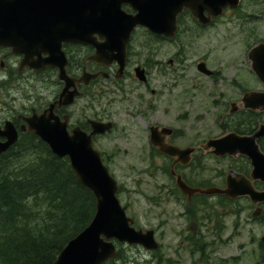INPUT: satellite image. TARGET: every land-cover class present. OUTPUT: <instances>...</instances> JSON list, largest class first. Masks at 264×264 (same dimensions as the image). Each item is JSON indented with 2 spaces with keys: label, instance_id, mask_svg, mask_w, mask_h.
<instances>
[{
  "label": "rangeland",
  "instance_id": "1",
  "mask_svg": "<svg viewBox=\"0 0 264 264\" xmlns=\"http://www.w3.org/2000/svg\"><path fill=\"white\" fill-rule=\"evenodd\" d=\"M226 12L204 27L188 12L184 13L180 34L174 42L146 37L154 42L159 58L168 61L175 57L182 64L180 67L176 63L175 71L172 67L163 73L153 71L158 79L155 87L163 89L155 102L160 118L155 113L154 117L139 115L136 93L145 98L151 95L143 89L136 92L124 89V95L111 92L100 97L91 111L92 116L95 108L99 113L104 111L116 121L115 129L98 138L96 145L106 153L105 164L121 185L118 197L127 207L128 215L135 219L137 228L156 232L161 258L151 264H264L260 243L264 214L260 219L252 218L254 208L247 199L229 203L209 197L191 206L175 200L169 202L154 196L158 184L165 183L167 176L152 173L154 167L149 166L148 125L152 121L158 119L184 127L185 137L181 140L185 143L204 141L220 135L228 124L244 116L242 112L229 114L232 101L239 100L245 91L264 89L248 59L250 48L264 41V0H242L237 9ZM135 34L147 33L140 29ZM143 50L140 42L133 44L134 54ZM132 58L137 59L135 55ZM200 61H206L215 75L201 73L197 66ZM166 81L173 85L167 92L169 96L164 97ZM181 115H185L183 119L177 118ZM200 164L203 178L199 181L221 184L222 175L235 161L209 155ZM135 247L122 249L124 256L131 257L135 264L152 260ZM196 247H202V255H195Z\"/></svg>",
  "mask_w": 264,
  "mask_h": 264
},
{
  "label": "water",
  "instance_id": "2",
  "mask_svg": "<svg viewBox=\"0 0 264 264\" xmlns=\"http://www.w3.org/2000/svg\"><path fill=\"white\" fill-rule=\"evenodd\" d=\"M240 4L241 0H0V45L25 54L30 66L58 67L60 78L66 81L59 104L70 105L79 93L71 90V79L66 74L64 43L91 45L96 50L93 60L106 65L118 62L119 71L123 72L127 46L135 28L146 27L155 34L173 38L178 29V16L184 10H188L200 24L209 25L225 10L236 9ZM123 5H129L135 13L126 12ZM99 37L104 40L99 41ZM43 53L48 55L43 57ZM248 58L253 72L264 84V41L250 48ZM198 69L207 75L213 74L205 62H200ZM96 76L88 75V78ZM138 76L145 79L143 70L138 71ZM230 105V113L241 108L264 112V90L246 91L239 101ZM52 111L53 108L41 116L29 118V131L46 142L55 155L69 158L77 180L91 190L97 200V210L90 224L67 243L53 264H104L116 257L117 241L141 245L148 250L157 249L160 244L154 229L134 226V219L127 215L126 207L118 198L120 185L104 164L102 152L94 147L93 136L111 132L113 122L92 119L91 134L79 127L69 134L67 122L55 118ZM150 130L152 144L184 165L199 148L204 154L218 157L249 158L252 165L250 176L231 168L224 187L193 188L181 175L177 177V184L190 196L249 197L256 205L252 216L263 214L264 189H256L254 181L264 183V151L258 143L264 137V123H260L252 134L229 131L198 147L186 148L166 141L174 134V129L152 125ZM18 138V131L12 127L7 143L0 145V155ZM261 241L264 245V235Z\"/></svg>",
  "mask_w": 264,
  "mask_h": 264
},
{
  "label": "flooded vegetation",
  "instance_id": "3",
  "mask_svg": "<svg viewBox=\"0 0 264 264\" xmlns=\"http://www.w3.org/2000/svg\"><path fill=\"white\" fill-rule=\"evenodd\" d=\"M123 8L125 11L131 13V8L128 5H123ZM184 13L185 12H183V14ZM182 15L178 18L177 35L180 34L181 31ZM140 29H143L145 33H147L146 36H137L135 34ZM150 33L151 32L144 27H138L133 31L127 46V59L123 72L119 71L120 65L118 62L106 65L93 60L92 57L95 54V48L91 45L71 42L64 43L63 50L65 51L67 58L65 65L66 74L71 79V90L79 93L78 97L75 98L74 102L70 105L59 104L61 93L66 86V81L60 78V69L58 67L50 65L44 67L30 66L25 54L15 53L12 47L0 45V145L7 143L11 136L12 127L16 128L19 135L17 142L1 153L0 160L12 153L17 144L20 143L22 137L26 136L29 138L40 139L37 135L29 131L28 119L32 116H41L52 108V113L55 118L57 117L58 120L67 122V131L69 134H72L76 127H79L87 134H91L93 128L90 121L92 119L106 122L112 121L115 129L116 121L111 119L109 114H106L104 111L99 113L96 108L95 111H93L94 116L91 114L95 102L99 100L100 97H104L111 92H123L124 95L126 94L124 89H130L133 92H136L139 89L149 91L151 93L149 98H145L141 93H136L135 95L136 103L139 108V115L146 116L147 114H152L153 116L155 113L156 118H160L161 115L156 114L155 102L157 95L163 92V89L162 87H155L154 83H156L158 79L155 77L153 71L163 73L166 72L169 67H172L171 69H174L173 71H175L177 61L175 57L168 59V61L159 58L158 53L154 50V42H152V40H147L146 37L174 42L177 36L170 38ZM99 40L102 41L104 39L103 37H99ZM136 42H140L144 50L140 52L136 51L134 54L132 49L133 44ZM47 55V53L42 54L43 57H46ZM134 55L137 59L132 58ZM37 58L38 57L36 56L35 59L37 60ZM177 64L180 67L182 65L180 63ZM140 70H143L145 79L138 76V71ZM88 75L98 76L89 79ZM174 76L176 78V73H174ZM172 85L173 83L171 82H165V85H163V87L165 86L164 97L169 96L167 92L169 89H172ZM93 97L95 98L93 99ZM184 116L185 115L177 116V118L183 119ZM52 120L54 121L55 119ZM152 125L160 128H173L174 134L166 141L181 148L189 146L196 147L203 141L195 143L183 142L181 139L185 137L184 127H174L162 120L160 121L157 119L148 125L150 145L149 166L154 167V170H151L152 173L153 171H156L168 178L165 183L158 184L154 196L160 197L164 200L169 199V202L175 200L176 202L187 204L189 206L204 198L207 199L210 197L201 194H193L190 196L185 193L177 184L178 174L181 175L185 182L193 188L225 186L226 175L225 178L222 175L223 180L221 184L213 183V181L209 184H205L203 179L199 181V179L203 178V169L200 164L203 157H205L202 155L203 150H197V152L192 155L190 162L186 165H184L181 160L177 161V158L175 157L163 154L151 143L150 127ZM253 132L247 134H252ZM101 136L102 135L100 134L94 135L93 139L95 147H97V140ZM258 143L264 151V137L258 140ZM105 154L106 153L102 152L103 158L105 157ZM225 158H228V156ZM241 159L245 160V164H242ZM233 160L235 161V165H231L232 167L229 169L234 168L247 176H250L252 165L249 158L240 156ZM104 162H106V160ZM254 185L258 190L264 189V183L261 181H254ZM245 199L250 202V198L246 197ZM124 246L125 247H117V255L115 259H111L104 264H116L121 260H125V264H129L132 259L129 256L126 258L122 249L126 250L133 246H136L135 248H138L140 252L144 251L145 258L146 255H149L152 258V260L147 259L144 264H151L152 261L154 262L156 259L158 260L161 258V247H158L155 250H148L139 245L124 244ZM190 248L194 250L193 247ZM194 253L195 255H202V247H196ZM132 264H135V262L133 261Z\"/></svg>",
  "mask_w": 264,
  "mask_h": 264
},
{
  "label": "trees",
  "instance_id": "4",
  "mask_svg": "<svg viewBox=\"0 0 264 264\" xmlns=\"http://www.w3.org/2000/svg\"><path fill=\"white\" fill-rule=\"evenodd\" d=\"M240 112L244 116L226 129L251 133L264 122L263 112ZM96 206L68 158L54 155L40 139L22 137L0 160V264H53L92 221Z\"/></svg>",
  "mask_w": 264,
  "mask_h": 264
}]
</instances>
